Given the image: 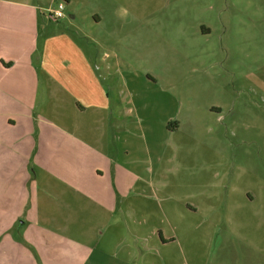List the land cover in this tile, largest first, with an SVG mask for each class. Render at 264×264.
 <instances>
[{"label":"crops","instance_id":"0c3cea01","mask_svg":"<svg viewBox=\"0 0 264 264\" xmlns=\"http://www.w3.org/2000/svg\"><path fill=\"white\" fill-rule=\"evenodd\" d=\"M51 1L0 0V264H207L209 240L208 264H264V177L248 179L247 151L239 160L226 143L230 171L211 180L208 204L194 184L164 177L185 102L160 113L163 100L118 99L106 53L53 20ZM65 2L68 20L100 22ZM148 108L157 138L144 130ZM123 111L144 123L123 124ZM197 214L217 220L203 229Z\"/></svg>","mask_w":264,"mask_h":264},{"label":"rangeland","instance_id":"374dc122","mask_svg":"<svg viewBox=\"0 0 264 264\" xmlns=\"http://www.w3.org/2000/svg\"><path fill=\"white\" fill-rule=\"evenodd\" d=\"M70 1L77 14L90 7L100 22L86 25L80 15L68 20L65 0L49 2L51 8L60 2L65 17L53 20L64 24L82 47L106 53L105 62L111 65L106 84L116 89L112 94L122 102L139 97L149 105L163 100L160 113L174 110L179 100L185 102L176 111L182 121L170 136L164 177L187 182L185 189L194 184L198 199L208 204L216 191L211 180L230 171L226 143L238 152L234 157L239 160L241 148L247 151L249 180L254 174L264 177V86H259L264 82V0ZM232 99L234 114L227 111ZM148 113L144 130H152L157 138L160 116L149 108ZM122 114L123 124L144 123L142 117ZM218 194L225 191L220 187ZM195 219L203 229L217 220L203 214ZM215 249L213 240L202 246L200 256L207 264L216 257ZM249 261L255 264L252 255Z\"/></svg>","mask_w":264,"mask_h":264},{"label":"built area","instance_id":"2783aa9c","mask_svg":"<svg viewBox=\"0 0 264 264\" xmlns=\"http://www.w3.org/2000/svg\"><path fill=\"white\" fill-rule=\"evenodd\" d=\"M49 14L54 19H58V18L62 17V15H63L62 4L60 2H58L54 8H51L49 10Z\"/></svg>","mask_w":264,"mask_h":264}]
</instances>
